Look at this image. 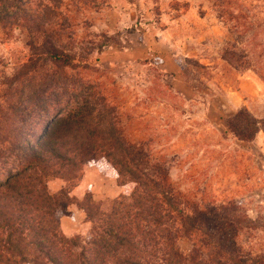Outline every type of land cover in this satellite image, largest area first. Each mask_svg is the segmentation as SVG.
I'll return each mask as SVG.
<instances>
[{
    "label": "trees",
    "instance_id": "16d2710c",
    "mask_svg": "<svg viewBox=\"0 0 264 264\" xmlns=\"http://www.w3.org/2000/svg\"><path fill=\"white\" fill-rule=\"evenodd\" d=\"M63 4L0 0V28L5 33L23 28L31 52L0 82V264H264V255L245 250L240 237L245 228L264 229V221L229 218L219 211L210 216L192 203L145 143L124 135L118 109L104 93L78 72L65 70L86 64H76L61 43L67 23ZM215 5L237 44L252 46L237 65L264 76L257 59L264 53L255 55L251 37L260 29L255 14L237 0ZM109 44L104 40L97 52ZM263 122L245 106L227 119L229 131L242 141L255 140ZM91 162L103 171L115 170L124 190L102 201L87 192L78 203L92 223L83 243L59 229L58 213L75 199L67 192V200H60L47 182L78 180ZM183 239L192 243L189 252L180 247Z\"/></svg>",
    "mask_w": 264,
    "mask_h": 264
},
{
    "label": "rangeland",
    "instance_id": "374dc122",
    "mask_svg": "<svg viewBox=\"0 0 264 264\" xmlns=\"http://www.w3.org/2000/svg\"><path fill=\"white\" fill-rule=\"evenodd\" d=\"M237 1L259 23L258 34L251 37L255 55H260L264 53V0ZM82 2L64 0L62 15L67 23L61 43L76 64L86 67L65 70L78 72L83 82L104 93L118 109L124 135L133 142L142 140L192 203L210 216L219 211L229 218L264 221V122L253 141L238 140L227 124L242 106L264 120V76L237 65V58L252 46L245 47L242 40L237 44L220 16L217 0ZM27 39L21 27L8 33L0 28V82L28 60ZM106 39L110 44L98 53L97 46ZM227 49L235 53L227 55ZM226 56L234 59L228 61ZM261 57L258 66L264 75ZM110 172L117 176L115 170ZM76 180L53 177L47 188L66 201ZM68 206L58 219L68 216ZM91 228L86 235L73 236L84 243ZM240 237L245 238V250L264 255V229L245 228ZM180 247L189 252L192 243L183 239Z\"/></svg>",
    "mask_w": 264,
    "mask_h": 264
},
{
    "label": "crops",
    "instance_id": "0c3cea01",
    "mask_svg": "<svg viewBox=\"0 0 264 264\" xmlns=\"http://www.w3.org/2000/svg\"><path fill=\"white\" fill-rule=\"evenodd\" d=\"M57 190L59 187L55 191ZM123 190L124 187L119 184L114 172L103 171L94 163L86 164L81 177L70 187L69 195L75 202L69 204L68 216L59 218L61 232L65 236L89 233L91 222L87 219L85 210L78 204L85 199L87 192L92 194L95 201H102L119 197Z\"/></svg>",
    "mask_w": 264,
    "mask_h": 264
}]
</instances>
